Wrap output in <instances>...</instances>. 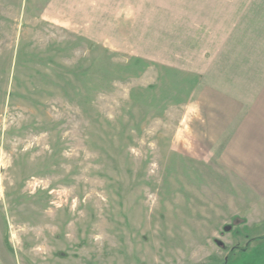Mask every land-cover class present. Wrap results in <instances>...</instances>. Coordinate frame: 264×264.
Listing matches in <instances>:
<instances>
[{
	"label": "rangeland",
	"instance_id": "374dc122",
	"mask_svg": "<svg viewBox=\"0 0 264 264\" xmlns=\"http://www.w3.org/2000/svg\"><path fill=\"white\" fill-rule=\"evenodd\" d=\"M170 1L0 0V264H264L243 165L185 134Z\"/></svg>",
	"mask_w": 264,
	"mask_h": 264
},
{
	"label": "crops",
	"instance_id": "0c3cea01",
	"mask_svg": "<svg viewBox=\"0 0 264 264\" xmlns=\"http://www.w3.org/2000/svg\"><path fill=\"white\" fill-rule=\"evenodd\" d=\"M173 46H195L199 83L185 113V134L208 142L209 154L238 158L252 201L264 210V0H171ZM175 49L186 51L185 48ZM193 60V59H192ZM231 164H233L231 162ZM256 209V207H255ZM258 214V215H257Z\"/></svg>",
	"mask_w": 264,
	"mask_h": 264
},
{
	"label": "trees",
	"instance_id": "16d2710c",
	"mask_svg": "<svg viewBox=\"0 0 264 264\" xmlns=\"http://www.w3.org/2000/svg\"><path fill=\"white\" fill-rule=\"evenodd\" d=\"M229 258V257H228Z\"/></svg>",
	"mask_w": 264,
	"mask_h": 264
}]
</instances>
